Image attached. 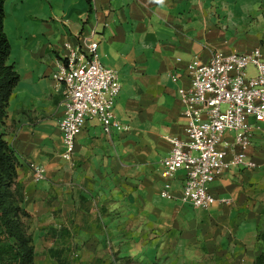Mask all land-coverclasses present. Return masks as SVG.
<instances>
[{
    "label": "crops",
    "instance_id": "1",
    "mask_svg": "<svg viewBox=\"0 0 264 264\" xmlns=\"http://www.w3.org/2000/svg\"><path fill=\"white\" fill-rule=\"evenodd\" d=\"M4 9L8 62L20 79L0 133L18 159L36 264L107 254L111 240L126 238L135 240L134 255L160 264H257L261 135L248 150L259 166L224 169L210 189L228 202L208 209L162 196L180 195L184 173L163 177L161 161L171 150L167 137H185L178 89L190 85L189 61L207 62L216 50L260 48L264 56V0H6ZM85 41L99 42L102 62L119 73L115 115L125 128L106 134L97 119L87 121L67 160L59 127L64 86L52 75L66 44ZM30 163L45 168L44 179H33Z\"/></svg>",
    "mask_w": 264,
    "mask_h": 264
},
{
    "label": "built area",
    "instance_id": "2",
    "mask_svg": "<svg viewBox=\"0 0 264 264\" xmlns=\"http://www.w3.org/2000/svg\"><path fill=\"white\" fill-rule=\"evenodd\" d=\"M66 48L52 76L64 86L59 127L63 157L71 160L87 121L97 119L106 134L125 127L115 115L119 73L102 62L99 42L67 43ZM187 69L190 85L178 89L185 137H167L171 150L161 161L163 177L173 178L182 171L184 182L178 197L169 190H163L162 196L208 209L218 201L228 202L210 189L224 169L259 166L248 150L256 133L264 143V56L260 48L216 50L207 62L192 58ZM229 132L234 133L232 140L227 139ZM29 166L35 181L45 178L42 165Z\"/></svg>",
    "mask_w": 264,
    "mask_h": 264
},
{
    "label": "trees",
    "instance_id": "3",
    "mask_svg": "<svg viewBox=\"0 0 264 264\" xmlns=\"http://www.w3.org/2000/svg\"><path fill=\"white\" fill-rule=\"evenodd\" d=\"M6 0H0V124L7 116V107L20 75L8 62L11 44L4 30ZM18 159L0 133V264H36L33 237L25 231L21 216L28 215L21 206L23 195L12 186L17 180ZM19 196V197H17ZM264 237V236H263ZM264 264V252L257 258Z\"/></svg>",
    "mask_w": 264,
    "mask_h": 264
},
{
    "label": "rangeland",
    "instance_id": "4",
    "mask_svg": "<svg viewBox=\"0 0 264 264\" xmlns=\"http://www.w3.org/2000/svg\"><path fill=\"white\" fill-rule=\"evenodd\" d=\"M13 190H17L18 193L23 195V186L20 182L16 180V183L12 186ZM19 197V196H17ZM28 215L23 214L21 216V220L23 222V227L27 234L33 237V241H37L36 232L31 231V215L26 211ZM135 240L132 238H126V240H115V243H112V240L109 245V252L106 254L105 252L100 253L99 255H93L91 258L89 256L84 257L82 255H71L69 258L70 264H160L155 262H151L148 259H145L143 256L134 255L133 248L136 246ZM124 242L126 248V255L123 256V250L121 247V243ZM137 242V241H136ZM143 243V242H142ZM141 244V243H140ZM139 245V244H138ZM142 245V244H141ZM120 247V248H118ZM38 260L40 263L44 262V256L39 255Z\"/></svg>",
    "mask_w": 264,
    "mask_h": 264
},
{
    "label": "clouds",
    "instance_id": "5",
    "mask_svg": "<svg viewBox=\"0 0 264 264\" xmlns=\"http://www.w3.org/2000/svg\"><path fill=\"white\" fill-rule=\"evenodd\" d=\"M156 2L162 4L164 0H156Z\"/></svg>",
    "mask_w": 264,
    "mask_h": 264
}]
</instances>
